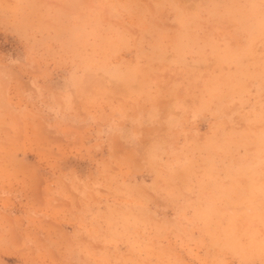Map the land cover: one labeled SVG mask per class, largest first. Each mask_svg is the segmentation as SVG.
<instances>
[{
	"label": "rangeland",
	"instance_id": "374dc122",
	"mask_svg": "<svg viewBox=\"0 0 264 264\" xmlns=\"http://www.w3.org/2000/svg\"><path fill=\"white\" fill-rule=\"evenodd\" d=\"M0 264H264V0H0Z\"/></svg>",
	"mask_w": 264,
	"mask_h": 264
}]
</instances>
